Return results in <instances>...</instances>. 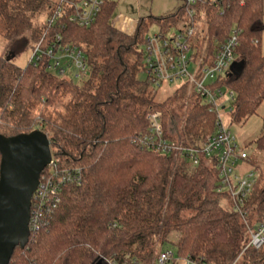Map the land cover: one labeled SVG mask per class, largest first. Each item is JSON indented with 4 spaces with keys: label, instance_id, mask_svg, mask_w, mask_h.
<instances>
[{
    "label": "trees",
    "instance_id": "trees-1",
    "mask_svg": "<svg viewBox=\"0 0 264 264\" xmlns=\"http://www.w3.org/2000/svg\"><path fill=\"white\" fill-rule=\"evenodd\" d=\"M187 1L174 13L138 19L127 34L111 25L113 0L105 1L89 27L50 29L45 21L35 23L42 13L47 19L49 0H0L5 40L29 34L33 47L45 32L49 41L59 35L83 50L88 66L87 79L74 83L43 65L19 68L12 58L0 56V134L40 131L50 141L58 169L79 168L83 175L80 185L63 190L49 226L30 235L23 249L16 247L9 264H156L166 242L174 247L176 260L263 263L264 249H247L240 256L264 214L263 172L256 170L244 209L235 213L226 197L215 192L212 163L194 167L183 157L149 151L139 143L150 111L161 114L165 137L177 141L168 131V101L156 102L152 88L137 78L145 69L143 48L151 25L165 33L180 24L193 26L203 14L201 47L196 37L193 42L198 52L203 50L201 57L194 56L201 65L210 64L231 31L238 30L234 57L241 70L216 80L212 88L233 93L228 117L234 124L250 119L264 102L262 0H196L191 7ZM217 119V110L209 111L196 96L186 109L181 144L201 145L215 133ZM252 145L264 151V115L262 133Z\"/></svg>",
    "mask_w": 264,
    "mask_h": 264
},
{
    "label": "built area",
    "instance_id": "built-area-1",
    "mask_svg": "<svg viewBox=\"0 0 264 264\" xmlns=\"http://www.w3.org/2000/svg\"><path fill=\"white\" fill-rule=\"evenodd\" d=\"M105 1L59 0L50 6L45 24L49 29L55 25L64 28L66 24H73L79 28L89 27L96 21ZM196 2V0L187 1L190 7ZM193 15L194 10L191 9L189 17ZM180 27L170 38L160 33L151 38H145L143 49L146 84L150 88L159 89L163 84L185 80L192 86L196 96L209 106V111L217 110L218 128L198 147H186L178 140L172 141L166 138L161 124V114L150 111L147 115L148 130L140 136L139 143L149 151L183 157L194 167L199 166L201 162L212 163L217 176L215 192L226 197L231 211L241 213L257 181L258 172L246 168L238 175V165L243 166L247 163L248 155L237 145L230 132L221 127L219 118V111L225 108L223 96L227 94L230 102L234 95L232 92H221L212 88L216 80L230 72V66L235 61L234 51L238 45L239 31L233 29L230 37L218 49L212 62L201 65V60H194L195 25L184 24ZM28 64L43 65L63 80H66L64 79L66 72L73 68L76 79L86 75L88 77V66L83 50L63 42L59 35H54L49 41L46 32L31 48ZM191 65H194V68L190 71ZM47 168V173L40 174L38 187L32 196L28 224L29 236L49 226L63 190L80 185L82 182V170L79 168L59 170L53 161ZM247 249L255 251L264 249V214L252 230L249 241L240 256ZM171 259H173V253L165 250L159 254L157 263L165 264ZM181 260L185 264H202L189 259ZM237 262L238 259L234 264Z\"/></svg>",
    "mask_w": 264,
    "mask_h": 264
},
{
    "label": "rangeland",
    "instance_id": "rangeland-1",
    "mask_svg": "<svg viewBox=\"0 0 264 264\" xmlns=\"http://www.w3.org/2000/svg\"><path fill=\"white\" fill-rule=\"evenodd\" d=\"M52 4L57 3L59 0H49ZM117 3V7L113 14L111 25L118 28L127 34H132L135 29V25L138 19L147 16H165L170 13H174L182 4V0H114ZM262 10L264 15V0L261 1ZM161 8L167 11L164 13H157ZM202 13V12H201ZM45 14L42 13L35 18V23H42L45 21ZM183 23H186V18L183 19ZM264 25V16H263ZM181 24L175 28L161 33L157 26L151 25L146 31V37H153L154 35L160 33L166 38H170L176 31L181 28ZM196 39L199 48L201 47L202 38L205 35V18L203 14L201 19L195 23ZM261 51L264 54V31L260 38ZM31 43L29 41V34L20 37L17 40L8 41L5 40L0 35V56L8 58L12 56L13 63L19 67L24 68L28 64V60L31 54ZM203 50L194 47L195 55L198 54L201 57ZM194 68V65L190 66V71ZM75 69L66 72L64 79L71 80L74 83H80L87 79V75L83 76L81 79H76ZM138 80L145 81L146 73L142 71L137 76ZM154 91V99L158 103H163L168 101V107L171 110V115L168 119V131L169 134L176 138L178 142H181L180 131L184 125V118L186 114V109L188 104H191L193 99L196 98V94L185 80L175 81L169 84H163L159 89L152 88ZM224 99V110L219 111V118L221 127L230 132V134L235 138L237 145L243 149L247 155V163L243 166L238 165L237 173L243 172L244 169H254L259 170L264 173V151H258L254 149L252 142L257 139L262 133V117L264 115V102L259 106L257 112L247 121L234 124L231 123L228 117V107H229V96L225 94ZM161 250H170L173 253L174 264H185L182 260H176V253L174 247L170 243H164ZM156 264H158L156 262ZM165 264H171L167 262ZM236 264H240L237 262Z\"/></svg>",
    "mask_w": 264,
    "mask_h": 264
},
{
    "label": "water",
    "instance_id": "water-1",
    "mask_svg": "<svg viewBox=\"0 0 264 264\" xmlns=\"http://www.w3.org/2000/svg\"><path fill=\"white\" fill-rule=\"evenodd\" d=\"M241 67L234 61L229 75H237ZM51 161L50 141L42 132L0 134V264H9L14 249L28 243L32 196Z\"/></svg>",
    "mask_w": 264,
    "mask_h": 264
},
{
    "label": "crops",
    "instance_id": "crops-1",
    "mask_svg": "<svg viewBox=\"0 0 264 264\" xmlns=\"http://www.w3.org/2000/svg\"><path fill=\"white\" fill-rule=\"evenodd\" d=\"M114 1V0H113ZM164 1H166V0H164ZM117 7V6H116ZM163 11H167V10H164L163 8H161L157 13H159V14H162V13H164ZM159 16H161V15H159ZM148 17V16H147ZM157 17V16H156ZM116 28V27H115ZM118 29V28H117ZM119 30V29H118ZM121 31V30H120Z\"/></svg>",
    "mask_w": 264,
    "mask_h": 264
}]
</instances>
